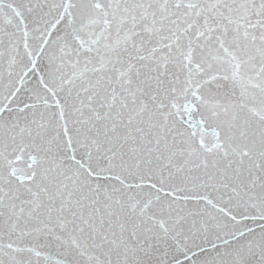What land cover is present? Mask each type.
Returning a JSON list of instances; mask_svg holds the SVG:
<instances>
[{"label": "snow or ice", "instance_id": "obj_1", "mask_svg": "<svg viewBox=\"0 0 264 264\" xmlns=\"http://www.w3.org/2000/svg\"><path fill=\"white\" fill-rule=\"evenodd\" d=\"M0 264H264V0H0Z\"/></svg>", "mask_w": 264, "mask_h": 264}]
</instances>
